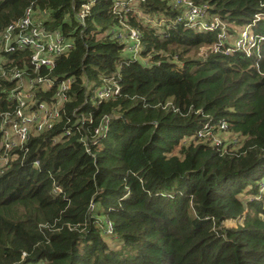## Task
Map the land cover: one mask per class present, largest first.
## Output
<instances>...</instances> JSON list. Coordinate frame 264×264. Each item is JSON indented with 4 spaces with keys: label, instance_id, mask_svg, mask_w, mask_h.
<instances>
[{
    "label": "trees",
    "instance_id": "16d2710c",
    "mask_svg": "<svg viewBox=\"0 0 264 264\" xmlns=\"http://www.w3.org/2000/svg\"><path fill=\"white\" fill-rule=\"evenodd\" d=\"M191 1L219 23L178 21L176 0H137L127 16L115 0H0V30L31 5L48 11L75 47L39 73L76 78L60 119L0 167V264H264V0ZM245 27L249 53L235 44ZM119 28L138 30L136 57L104 36ZM7 57L36 75L29 50ZM106 81L119 92L93 102ZM14 85L0 77V123Z\"/></svg>",
    "mask_w": 264,
    "mask_h": 264
},
{
    "label": "built area",
    "instance_id": "2783aa9c",
    "mask_svg": "<svg viewBox=\"0 0 264 264\" xmlns=\"http://www.w3.org/2000/svg\"><path fill=\"white\" fill-rule=\"evenodd\" d=\"M136 3L137 0H115L114 12L127 16ZM176 6L182 7L178 21L184 20L192 25H199V29L214 27L219 23L218 19L208 16L206 12L208 5H196L191 0H176ZM89 8L90 5H85L82 10L75 12L80 24H85ZM47 16V10H35L31 5L22 18L0 30V77L14 80L15 85L9 91L8 98L15 101L17 106L14 114L6 113L1 122L0 167L8 163L11 151L26 143L32 134L54 126L61 117L62 105L70 100L68 91L74 87L76 81L72 76L56 82L54 78L39 73L42 67L52 69L58 56L69 54L75 47L73 39L66 38L61 31L50 30L44 25V18ZM110 34L125 43L127 51L133 57L137 56L141 43L138 30L130 29L125 33L123 28L110 29L105 31L104 36ZM220 36L223 42L226 38L224 28ZM256 42L257 36L249 27H245L235 44L238 49L249 53ZM17 50L30 51L29 61L31 69L36 73L35 76L29 75L28 64L19 67L7 57V53ZM230 51L231 47H228L226 52ZM88 89L87 85L86 91ZM41 90H54L51 102L38 99L37 93ZM118 92L119 88L113 86V81H106V85L92 90L90 99L93 102L97 99L108 100ZM109 118L107 115L103 117L96 128V133L104 132ZM107 232H112L110 222Z\"/></svg>",
    "mask_w": 264,
    "mask_h": 264
},
{
    "label": "rangeland",
    "instance_id": "374dc122",
    "mask_svg": "<svg viewBox=\"0 0 264 264\" xmlns=\"http://www.w3.org/2000/svg\"><path fill=\"white\" fill-rule=\"evenodd\" d=\"M214 19V18H212ZM216 20V19H215ZM219 21V20H218ZM127 29H124V32L127 33ZM207 50V47H201L199 50H194L191 54L192 56H195V57H202L204 55V53L206 52ZM0 128H1V123H0ZM231 133L230 132H226V133H223L222 136L221 134H218L216 136L214 135H210V137L216 141V142H219L221 139H224L226 141H231ZM243 198H246V195H241ZM224 224L226 226H230V227H233V226H236L238 223L235 221V220H232V219H229V220H225ZM108 241V244L111 246V247H116V246H119V241L116 239V238H113V237H108L107 239Z\"/></svg>",
    "mask_w": 264,
    "mask_h": 264
}]
</instances>
